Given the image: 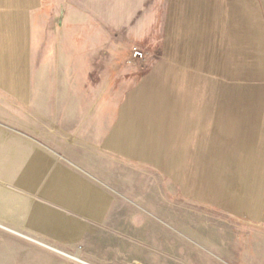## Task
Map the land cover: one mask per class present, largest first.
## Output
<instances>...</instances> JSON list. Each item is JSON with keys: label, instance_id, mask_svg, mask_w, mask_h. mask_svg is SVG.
<instances>
[{"label": "rangeland", "instance_id": "374dc122", "mask_svg": "<svg viewBox=\"0 0 264 264\" xmlns=\"http://www.w3.org/2000/svg\"><path fill=\"white\" fill-rule=\"evenodd\" d=\"M228 2L27 9L26 90L0 85V264H264V210L217 166L264 157V0ZM158 87L160 161L107 147Z\"/></svg>", "mask_w": 264, "mask_h": 264}, {"label": "crops", "instance_id": "0c3cea01", "mask_svg": "<svg viewBox=\"0 0 264 264\" xmlns=\"http://www.w3.org/2000/svg\"><path fill=\"white\" fill-rule=\"evenodd\" d=\"M37 1L0 0V85L9 90H26L27 81L24 79L22 63L26 49V12ZM219 4H223L222 8L225 9L231 6L228 0H219ZM3 63L9 66L2 67ZM137 96L135 94L133 98L136 100ZM146 96V102L139 103V108H135L136 101L132 99L133 102L122 110L120 121L105 145L127 156L157 163L165 149L160 146L161 136L157 133L161 121L154 120L153 116L160 113V102L169 96V89L158 87L150 90ZM142 121L149 123V126L145 127ZM148 130L150 132H146ZM180 152H176L170 160L171 167L177 163ZM245 155L217 162V166L219 170L226 168L225 188L237 203L238 209L249 210L253 217L259 218L263 216L264 210V157L257 148L250 149L248 155Z\"/></svg>", "mask_w": 264, "mask_h": 264}, {"label": "bare ground", "instance_id": "6f19581e", "mask_svg": "<svg viewBox=\"0 0 264 264\" xmlns=\"http://www.w3.org/2000/svg\"><path fill=\"white\" fill-rule=\"evenodd\" d=\"M3 32H4V30H3ZM8 66H9V65H7L6 63H3V64H2V67H4V68H7ZM77 258H78V256L75 257V259H77Z\"/></svg>", "mask_w": 264, "mask_h": 264}]
</instances>
